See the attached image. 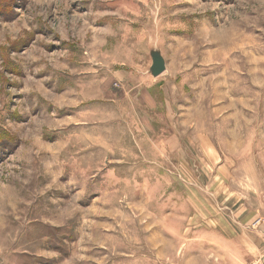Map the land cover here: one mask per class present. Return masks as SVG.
I'll return each instance as SVG.
<instances>
[{
	"label": "rangeland",
	"instance_id": "rangeland-1",
	"mask_svg": "<svg viewBox=\"0 0 264 264\" xmlns=\"http://www.w3.org/2000/svg\"><path fill=\"white\" fill-rule=\"evenodd\" d=\"M240 225L264 0H0V264H223Z\"/></svg>",
	"mask_w": 264,
	"mask_h": 264
},
{
	"label": "crops",
	"instance_id": "crops-1",
	"mask_svg": "<svg viewBox=\"0 0 264 264\" xmlns=\"http://www.w3.org/2000/svg\"><path fill=\"white\" fill-rule=\"evenodd\" d=\"M252 219L253 217L251 223ZM244 227H246L245 224ZM221 237L223 241L219 250L223 253V264H254L258 259L264 257L262 236L244 230L242 225L235 229L229 227L223 230ZM215 252L221 255L218 251Z\"/></svg>",
	"mask_w": 264,
	"mask_h": 264
},
{
	"label": "built area",
	"instance_id": "built-area-1",
	"mask_svg": "<svg viewBox=\"0 0 264 264\" xmlns=\"http://www.w3.org/2000/svg\"><path fill=\"white\" fill-rule=\"evenodd\" d=\"M254 264H264V257L258 259Z\"/></svg>",
	"mask_w": 264,
	"mask_h": 264
}]
</instances>
